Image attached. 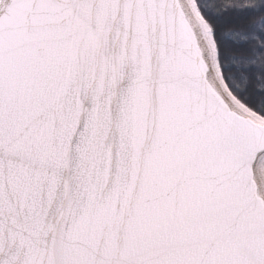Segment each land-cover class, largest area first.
<instances>
[{
	"label": "snow or ice",
	"instance_id": "obj_1",
	"mask_svg": "<svg viewBox=\"0 0 264 264\" xmlns=\"http://www.w3.org/2000/svg\"><path fill=\"white\" fill-rule=\"evenodd\" d=\"M0 264H264V0H0Z\"/></svg>",
	"mask_w": 264,
	"mask_h": 264
}]
</instances>
